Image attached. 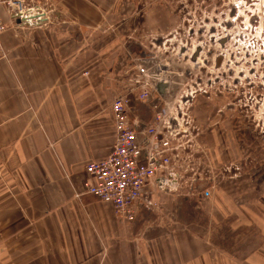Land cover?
<instances>
[{"label":"crops","instance_id":"1","mask_svg":"<svg viewBox=\"0 0 264 264\" xmlns=\"http://www.w3.org/2000/svg\"><path fill=\"white\" fill-rule=\"evenodd\" d=\"M134 1L41 0L39 26L10 24L0 6L10 24L0 37V264H264V247L240 259L219 247L215 205L190 219L180 193L160 192L157 208L140 204L123 226L83 193L85 165L112 148L110 103L139 55L128 36ZM162 10L147 11L152 31L166 22ZM152 103L133 101L139 128Z\"/></svg>","mask_w":264,"mask_h":264},{"label":"rangeland","instance_id":"2","mask_svg":"<svg viewBox=\"0 0 264 264\" xmlns=\"http://www.w3.org/2000/svg\"><path fill=\"white\" fill-rule=\"evenodd\" d=\"M134 3L128 36L138 46L134 51L152 60L157 110L193 119L187 106L198 99L202 132L195 140L184 138L185 182L175 192L185 198L179 212L204 220V210L215 205L212 232L219 247L239 259L250 255L264 247V0ZM152 7L167 15L159 31L145 21ZM213 105L221 109L217 116ZM153 115L152 109L148 122ZM218 119L231 122L232 136L213 127Z\"/></svg>","mask_w":264,"mask_h":264},{"label":"built area","instance_id":"3","mask_svg":"<svg viewBox=\"0 0 264 264\" xmlns=\"http://www.w3.org/2000/svg\"><path fill=\"white\" fill-rule=\"evenodd\" d=\"M40 1L0 0V6L11 13L10 24L16 22V18L29 17L37 22L44 20L45 16ZM10 24L0 19V37ZM5 55L0 39V58ZM150 62L149 55L135 58L134 68L126 81L128 90L114 96L110 103L114 129L112 148L105 158L85 165L87 178L82 184L83 193L111 205L114 216L123 226L134 222L140 204L157 208L154 194L161 192L156 184L159 177L165 178L161 188L167 187L168 193L182 187L186 172L182 167L184 140L187 137L196 139V133H191L195 127L187 114L184 119L183 112L179 116L161 113L157 110L159 103L152 100L154 120L151 119L140 133L144 141H138L135 131L138 121L131 116L132 103L134 100L146 102L151 99L155 80L150 72ZM179 108L182 109L181 105ZM146 187L150 189L149 197Z\"/></svg>","mask_w":264,"mask_h":264},{"label":"flooded vegetation","instance_id":"4","mask_svg":"<svg viewBox=\"0 0 264 264\" xmlns=\"http://www.w3.org/2000/svg\"><path fill=\"white\" fill-rule=\"evenodd\" d=\"M197 102H198V99L195 101L194 106H192V107H191V105L187 106V110H188L189 114L193 115V119H192V117H189V115L187 114V116L189 117L190 123L196 129V138H198L200 136V133L202 132V131H200V127H199L200 125H199L198 120H197V118L195 116V114H196L195 113V108L197 106V104H196ZM190 107H191V111H190ZM220 113H221V109L219 107H216L215 105H213L212 114L217 116ZM194 121H195V123H194ZM214 126H215V129H217V131L219 132L220 135H224L225 134L224 131H225L226 134H227V132H229L231 134V136H232L231 132H232L233 128L231 127V122H228V120H226V119H222V120L218 119L215 122L213 121V127ZM207 131H209V130H207ZM192 132H194V130H192ZM143 207L146 208V209H150V207L145 206V205H143Z\"/></svg>","mask_w":264,"mask_h":264},{"label":"water","instance_id":"5","mask_svg":"<svg viewBox=\"0 0 264 264\" xmlns=\"http://www.w3.org/2000/svg\"><path fill=\"white\" fill-rule=\"evenodd\" d=\"M34 18H36V16H35ZM30 19H33V18H32V17H29V19H25V18H16V23H22V22H23V23H27L28 20H30ZM42 22H43V19H40L39 21H37V22L35 23V25H40ZM158 81H159V79H158ZM158 81H157V82H154V84H153V88H154V89H158V85H157ZM178 107H179V104H178ZM145 126H146V125H144V126H142L141 128H139V126L137 125V126L135 127V131H136V133H137V134L141 133V132L145 129ZM143 139H144V138H143ZM143 139H142V141H143ZM142 141H141V142H142ZM164 181H165V178H164V177H159V178L156 180V184L158 185V189L161 190V192L168 193V188H167V187H163V188H161V184H163ZM146 194H147V192H146ZM150 194H151V193H150V191H149L148 194H147V196L149 197Z\"/></svg>","mask_w":264,"mask_h":264}]
</instances>
